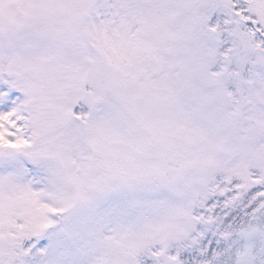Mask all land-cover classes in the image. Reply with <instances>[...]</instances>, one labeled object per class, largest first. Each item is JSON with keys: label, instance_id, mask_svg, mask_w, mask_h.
I'll return each instance as SVG.
<instances>
[{"label": "snow or ice", "instance_id": "obj_1", "mask_svg": "<svg viewBox=\"0 0 264 264\" xmlns=\"http://www.w3.org/2000/svg\"><path fill=\"white\" fill-rule=\"evenodd\" d=\"M0 264H264V0H0Z\"/></svg>", "mask_w": 264, "mask_h": 264}]
</instances>
